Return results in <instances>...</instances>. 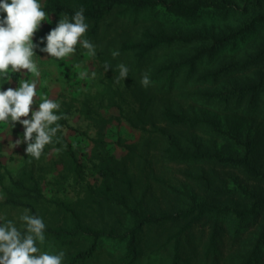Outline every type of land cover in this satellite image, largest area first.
Returning <instances> with one entry per match:
<instances>
[{
  "label": "rangeland",
  "instance_id": "obj_1",
  "mask_svg": "<svg viewBox=\"0 0 264 264\" xmlns=\"http://www.w3.org/2000/svg\"><path fill=\"white\" fill-rule=\"evenodd\" d=\"M211 1L226 2L232 9L228 12L209 9L196 17L180 19L166 14L160 7L142 10L118 7L105 18L97 34L89 35L90 26L84 34L96 45L98 54L95 57L89 56L87 50L79 46L76 53L63 60L50 58L46 53H38L42 56L37 58L41 68L38 91L47 93L48 97L56 99L61 104L58 112L63 113L65 118L58 123L63 127L54 137L55 143L46 145L39 159L27 156L24 151L26 144L17 145L15 148L9 147V141L17 139L22 133L21 125L17 124L12 132L7 126L0 127V135L4 136L3 141H0V162L8 173L6 184L17 178L24 169H33L40 178L47 197L62 201L84 197L85 191L76 181L73 162L65 153V149L70 144L78 159L84 164V179H80L81 183L93 185L100 182L101 177L94 165L96 159L94 139L99 136L100 126L98 122L86 117L84 110L91 107L97 110H94L95 112L112 113L117 116L121 111V105L126 110H132L136 104L130 93L135 90L143 74L153 78L154 88L169 91V96L163 97L160 106H170L189 115L215 118L222 129L231 131L243 140L249 139L255 163L264 174V90L255 98V103H251L250 98L241 100L233 98L225 103V100L220 98L204 97L205 92L240 87L249 81L264 77V54L262 56L259 54L264 48V25H259L238 40L218 48L212 56H206L198 61L194 68L186 66L171 76H169L171 72L160 73L159 69L172 60L177 61L180 57L190 54L203 43L163 45L142 58L133 51L121 48L124 40L140 41L145 39L146 32L160 28L169 33L199 32L209 37L219 36L236 30L255 14H264V0ZM256 2L258 5H255ZM50 19L51 23L43 22L35 39L55 27L56 18L50 15ZM114 50L119 51V56L112 57L111 53ZM104 63L111 64L114 71L110 68L105 73ZM120 63H125L129 67L130 75L125 81L120 80L117 83L119 75L117 65ZM77 64L81 66L79 69L75 67ZM84 70L88 71V75L80 77L79 71ZM93 70L96 72L95 77L91 75ZM19 74V79L24 78L21 73ZM131 76L139 79L134 82ZM18 80L12 79V83H6L4 87H16ZM121 92L129 94L124 102L121 100ZM158 102L159 99L156 105ZM138 103L137 101V105ZM146 128L150 132L135 128L125 117H122L120 122L115 120L106 130L107 147L120 158L132 155L134 148L136 153L134 158L138 160L142 144L148 135L152 139V149L156 153H161L166 145V138L150 125ZM176 129L177 136L186 147L198 144L202 150L218 152L223 156L238 157L243 154L242 148H238L237 144L225 136L216 134L207 125L195 129L182 127ZM158 159L159 164L153 159L152 168H155V171L148 166L147 171L142 174L140 167L138 165L135 167L139 176L137 195H142L149 184L146 206L152 210H176L195 201L222 204L240 198L243 190H258L261 187L264 189V183L259 182L262 179L250 177L242 169L218 161L179 162L168 161L162 156ZM160 163L164 166L157 169L156 166L160 167ZM232 190L235 193H232ZM19 213L12 212L9 219H15ZM0 214L7 219L8 210L0 211ZM120 214L119 211H109L103 221L109 224L120 218L126 222L127 218ZM254 224L250 223L251 228ZM17 225L19 226L18 221ZM174 225L165 223L145 227L140 235L142 256L138 264H170L173 254V240L170 236L177 230ZM243 235L248 236V233ZM209 237L210 227L207 224H198L185 234L183 264H207L204 254ZM224 239L222 253L225 257L221 258L220 264H226L231 254H237L234 252L237 249L236 245L233 252L227 250L229 236L225 235ZM116 245V242H108L106 246L111 250L103 249L100 259L92 264H112L116 261L121 253ZM43 250L58 251V247L52 240L46 238ZM208 264H212V261Z\"/></svg>",
  "mask_w": 264,
  "mask_h": 264
},
{
  "label": "trees",
  "instance_id": "obj_2",
  "mask_svg": "<svg viewBox=\"0 0 264 264\" xmlns=\"http://www.w3.org/2000/svg\"><path fill=\"white\" fill-rule=\"evenodd\" d=\"M255 5H258V2ZM118 7L133 10L160 7L166 14L180 19L196 17L209 9L224 12L232 9L226 2L211 0L44 1L46 13L54 16L57 21L61 16L70 19L75 11L83 8L86 21L90 26L89 35L97 34L105 18ZM259 25H264V14H255L236 30L212 37L199 32L173 31L169 33L160 28L146 32L143 40H124L121 48L133 51L139 58H142L163 45L203 43L190 54L180 57L177 61L172 60L159 69L160 73L171 72L169 74L171 76L186 66L194 68L197 62L204 57L212 56L218 48L238 40ZM259 54L261 56L264 54V48ZM10 75L14 80L20 77L19 73ZM131 77L134 82L139 79ZM136 86L135 90L130 93L136 104L132 110H126L121 105L118 116L112 113L95 112L97 110L91 107L84 110L86 117L98 122L100 126L99 136L94 139L96 158L94 165L101 177L100 182L93 185L81 183L80 179H84V164L78 159L70 144L65 149V153L73 162L76 181L85 191L84 197H78L72 201L47 197L40 178L33 169H24L17 178L11 179L6 184L8 173L0 162V211L8 210L7 219L10 218L12 212H22L24 209H30L31 213L43 217L47 225L46 238L52 240L58 247V251L64 250L65 264H92L98 261L103 249L111 250L106 246L108 242H116V248L121 250L117 260L112 264H138L142 256L141 233L145 227L160 226L165 223H173L177 228L170 236L173 240L170 264H183L185 234L198 224H207L210 227V237L204 254L207 264L210 261L212 264H220L221 258L225 257L222 253L225 235L229 236L230 240L227 250L233 252L234 246H237L234 250L237 254H231L226 264H264V189L262 187L258 190H243L240 198H234L226 203L195 201L183 208L171 211L152 210L146 206L149 184L145 188L147 191L144 190L142 195H137L139 176L138 173L136 174L135 167L138 165L142 174L147 171L148 166L155 171V168H152L153 159H156V164H159V156L168 161L179 162L218 161L242 169L250 177L262 179L260 183H264V174L255 163L249 139L243 140L231 131L222 129L215 118L189 115L183 111H176L170 106H160L159 104L164 100L163 97L169 96V91L166 89H156L153 83L147 88L143 87L140 82ZM263 90L264 77H260L240 87L218 92H205L204 97L207 99L220 98L225 100V103L233 98H238V100L250 98L251 103H255V98ZM120 96L124 102L129 94L121 92ZM158 99L159 102L156 105ZM136 100L139 102L138 105ZM122 117L127 118L135 128L148 133L150 131L146 127L150 125L161 136H164L166 145L161 153H156L152 149V139L145 135L138 160L134 158L136 155L134 148L132 155L121 158L115 156L107 147L106 130L115 120L120 122ZM202 125L209 126L216 134L225 136L237 144L238 148H242V156H223L218 152L202 150L198 144L191 147L184 146L177 136L176 128L195 129ZM163 166L162 163L156 168L161 169ZM144 178L147 179V177ZM231 192L235 193L234 190ZM109 211H119L120 215L127 218L126 222L117 218L106 224L103 218ZM251 222L255 223L253 228L250 226ZM243 233H248V236H242Z\"/></svg>",
  "mask_w": 264,
  "mask_h": 264
},
{
  "label": "clouds",
  "instance_id": "obj_3",
  "mask_svg": "<svg viewBox=\"0 0 264 264\" xmlns=\"http://www.w3.org/2000/svg\"><path fill=\"white\" fill-rule=\"evenodd\" d=\"M43 22L51 23L44 0H0V127L7 126L12 132L17 124L21 125L22 133L9 141V147L26 144L25 153L35 159L41 157L46 145L55 143L54 137L63 127L58 121L65 118L58 112L61 104L38 91L41 68L37 58L42 57L38 53L63 60L76 53L79 46L89 56L98 54L96 45L84 36L89 24L83 8L70 19L61 16L55 27L35 39ZM119 54L118 50L111 53L112 57ZM117 67L119 83L130 75V69L125 63ZM110 68L113 69L111 64H103L105 73ZM11 73H21L24 78L18 80L16 87L5 88L6 83H12ZM78 75L85 77L88 71H79ZM91 75L96 76L95 70ZM152 83L148 74L141 76L143 87ZM3 139L0 135V141ZM46 229L43 217L30 209H24L15 219L5 220L0 214V264H65L64 250H43Z\"/></svg>",
  "mask_w": 264,
  "mask_h": 264
}]
</instances>
